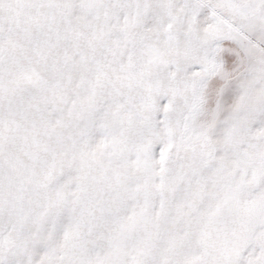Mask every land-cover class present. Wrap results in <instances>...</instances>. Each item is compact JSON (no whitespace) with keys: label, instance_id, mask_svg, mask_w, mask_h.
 I'll use <instances>...</instances> for the list:
<instances>
[{"label":"snow or ice","instance_id":"obj_1","mask_svg":"<svg viewBox=\"0 0 264 264\" xmlns=\"http://www.w3.org/2000/svg\"><path fill=\"white\" fill-rule=\"evenodd\" d=\"M0 264H264V0H0Z\"/></svg>","mask_w":264,"mask_h":264}]
</instances>
